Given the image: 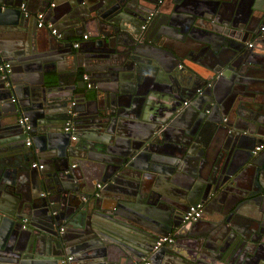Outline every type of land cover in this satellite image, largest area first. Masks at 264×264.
<instances>
[{
	"label": "water",
	"instance_id": "1",
	"mask_svg": "<svg viewBox=\"0 0 264 264\" xmlns=\"http://www.w3.org/2000/svg\"><path fill=\"white\" fill-rule=\"evenodd\" d=\"M51 2L0 0V57L12 71L7 85L0 79V264H264V163L251 184L243 171L230 184L216 182L213 174L195 184L173 178L165 188L149 183V198L166 205L147 212L139 207L143 174L132 165L121 163L112 172L106 162L98 174L84 169L94 162L95 152L109 159L122 156L119 117L148 88L165 97L158 117L170 114L177 120L190 114L192 126L183 125L186 144L198 143L217 103L228 112L216 123L227 137L264 146V91L252 87L264 79L254 74L264 75V0H58L49 8ZM36 13L57 24L60 39L50 41V31L37 27ZM79 32L88 33L93 49L72 54L68 40ZM63 55L82 59L78 67L93 77L85 74L90 89L77 80V69L59 68L56 59ZM93 60L107 65L88 71L86 62ZM12 63L29 64L23 82L12 79ZM163 74L170 81L167 88L156 87L154 80L162 82L158 75ZM218 80L230 87L220 101L212 98L214 103L206 100L205 89ZM25 82L31 87L19 94L27 99L28 91L31 115L60 132L52 141L49 130L37 123L31 127L40 155L33 148L24 150L27 134L18 118L26 115L11 102L13 96L19 99L17 85ZM88 90L95 92L93 100L87 99ZM197 90H202L196 95L205 100L204 107L189 100L187 93ZM236 90L242 99L232 101ZM185 102L188 108L182 107ZM67 120L74 127L71 133L62 130ZM187 153L193 156L194 150ZM255 158L248 165L254 166ZM35 161L43 169L32 168ZM180 166L185 170L186 156ZM98 180L102 189L95 188ZM221 199L224 209L209 214L210 202ZM232 201L234 206L225 209ZM197 204L203 206L201 218L183 223L182 215ZM255 209L258 228L248 230L242 223ZM202 221L210 227L199 229ZM166 236L175 242L154 250ZM68 257L72 260L65 262Z\"/></svg>",
	"mask_w": 264,
	"mask_h": 264
},
{
	"label": "crops",
	"instance_id": "2",
	"mask_svg": "<svg viewBox=\"0 0 264 264\" xmlns=\"http://www.w3.org/2000/svg\"><path fill=\"white\" fill-rule=\"evenodd\" d=\"M55 4H57L58 0H52ZM38 3H34L32 6V9L35 11L39 7L37 6ZM37 6V7H36ZM50 8V7H49ZM29 8V10H32ZM32 10V11H33ZM31 11V12H32ZM53 22V21H51ZM54 27L58 30L59 28L55 22H53ZM50 36V41L55 39L54 35H52L50 32H48ZM71 35V31L69 32ZM84 35H88L87 32H79L76 33L75 36L70 37L68 40V43H72L75 41H78L80 43V47L78 49H72V54H76L79 50H88L91 51L93 49L92 46L87 44L89 40H83L82 37ZM59 43V42H58ZM63 44V42H60ZM51 45L56 44L54 42L51 43ZM91 47V48H90ZM82 51V52H84ZM89 56V55H86ZM88 58V57H86ZM58 66L62 70H73L77 69L78 72V79L79 81H82V76L85 74H89L90 78L92 77L91 73L84 72L83 67H78L80 64H82V59L78 61L77 59L69 56V55H63L56 59ZM27 62V61H24ZM13 65V76L12 79L16 82H19L22 80V77H25L24 73L28 70L29 64H23L20 63H12ZM107 65L105 62L99 61V60H93V61H87L85 65V69L88 71H91L92 68H95L97 66L104 67ZM81 66V65H80ZM256 76H258V79H261L260 76L264 77V75H259V73H254ZM264 74V73H263ZM141 76V75H140ZM147 77V75H145ZM162 82H155L156 78H152L154 80V83L156 84V87H166L169 84V79L167 80L166 77L163 75H158ZM93 78V77H92ZM141 80V78H140ZM139 80V81H140ZM147 80V79H146ZM165 80H167L165 82ZM139 81L135 83V85L139 84ZM151 81V80H150ZM261 82L253 83L252 87L256 90H262L264 91V79L260 80ZM23 82V81H21ZM26 83V82H25ZM19 83L17 85L18 90V96L19 99H17L15 96L13 98L15 99V104H17V110L19 114H25L29 117L30 125L31 127H35V123L39 125V128L43 131L49 130L52 141H57L58 136L54 133H60V132H54L49 126L47 125V121L45 120H38L39 118H34L33 115H31L29 108L27 107L30 104V100L28 99L29 93L28 91L25 92V98L21 100V94H23L22 90H25L26 87H28L30 84L28 83ZM110 86V85H108ZM148 86V84L146 85ZM31 87V86H29ZM230 86H227V82L224 80H218L217 82H213V87L207 91L206 97L208 99L213 100L212 98H216V100L220 101L221 98H223L224 94L228 92ZM151 89H146V95H144L145 89L141 91V97L143 99H139L136 97V99L130 103L129 107H125L126 109L121 112V116L119 117V122L116 128L117 135L119 142L122 144V149L119 155H116L114 157L111 156V158H107L104 156V154L100 153H94L95 158L94 162L90 163V166L88 165L87 168L84 167V169L91 173L96 171V174L101 173L103 169L105 168V164L107 162V170L119 167L118 165L122 163V167L127 164L128 166L132 165L137 171L142 172L143 175H140L142 177V180L145 184V189L141 191V203L139 204V207L143 210V212H147V208L149 209H155L156 206L164 207L166 204L163 203H157L158 200H156L154 197L149 198V190L148 186L149 183L155 182L157 187H163L169 186L168 183H170V178L174 179V182H188L191 180V183L194 184L197 183L199 178H206L208 175L213 174V180L216 182H221L222 184H230L234 174L238 171H243L244 177H248L249 182L251 184L252 180L255 179L256 175V168L261 166L264 163V154L263 151L258 152L256 155H252V151L255 147L259 146V144L253 143L246 138L243 140H238L237 137L234 136V138L227 137V132L222 129L218 128L216 123L221 120V118H224L222 113H228L227 109L221 108L219 104H217L214 100V103L212 105L213 113L211 112L209 120H207L206 124L202 127V129L199 131L197 135V142L193 143L192 146L190 144H186L188 142V136H185L184 134V126H192L190 121L187 120L190 116L189 113H184L179 116H177V120H174L171 118L170 114H165L163 116L158 117V113H161L163 111V108L166 105L165 97H163L162 93H153L150 92ZM239 90L233 91L234 96L232 98V101L239 99H242V96L239 95ZM94 93L91 90L87 91V99L93 100ZM242 93V91H241ZM243 94V93H242ZM187 95L190 96L189 100L196 99L195 104L197 102V106H203L204 101H201V98H199L196 95V91L187 93ZM198 97V98H197ZM237 97V98H235ZM37 99V97L30 96V99ZM235 98V99H234ZM140 100V101H138ZM188 101V100H187ZM201 101V102H200ZM188 103V102H187ZM226 103L225 101L222 102V104ZM208 104V103H207ZM9 106H11V113H14L12 104L9 103ZM182 107L188 108L189 104L184 105L182 104ZM227 105V104H226ZM204 107V106H203ZM229 109V106H227ZM263 114V113H262ZM264 115V114H263ZM20 115H18L19 117ZM173 120V121H172ZM229 123H232L233 120L230 121L227 120ZM263 121V120H262ZM170 122H175V124H179V126H175L170 124ZM190 123V124H189ZM47 125V126H45ZM33 130V128H32ZM42 131V132H43ZM180 132V133H178ZM120 134H122L120 136ZM12 135V134H10ZM32 146L26 147L24 144V150H28L33 148V144L35 140H37L38 136L36 133H32ZM75 135V134H74ZM73 135V136H74ZM186 141V142H185ZM23 141H21L22 144ZM189 146V147H188ZM205 148V149H203ZM189 150H194V155H189L187 152ZM33 152L37 155H40V152L37 150L36 146L33 148ZM186 156V164L185 170L181 169L180 164L183 161V158ZM256 156L253 163L254 166L248 165L247 161L251 160V158ZM36 162V161H35ZM188 162V163H187ZM180 163V164H179ZM32 164V163H31ZM211 169L213 173L211 172ZM115 170L112 169L113 172ZM138 176V175H137ZM264 176V174H263ZM262 176V177H263ZM97 184H101L100 189L103 188V184L101 181H97ZM95 185V188H96ZM15 195V194H14ZM154 199V200H153ZM239 201V198H234ZM212 202V203H211ZM210 204L211 207L209 209V214H217L219 211L224 209L221 199L220 202L217 201H211ZM235 202V201H234ZM229 202L225 209H228L229 207H233L234 203ZM234 203V204H233ZM250 203V202H249ZM256 205L255 203H253ZM201 205V204H199ZM202 206V205H201ZM245 206V205H244ZM250 207L249 205H246ZM203 210V206H202ZM167 212V211H166ZM180 215V214H179ZM213 218V216L209 217ZM260 219V216L258 215V211L255 209V215H250L249 219H246L243 225L246 226V229L253 230L258 228V220ZM27 221L24 220V224H26ZM199 229H207L210 227L208 223L205 221H202L199 225ZM23 228H25L23 226ZM176 263V262H172ZM263 264V263H262Z\"/></svg>",
	"mask_w": 264,
	"mask_h": 264
},
{
	"label": "built area",
	"instance_id": "3",
	"mask_svg": "<svg viewBox=\"0 0 264 264\" xmlns=\"http://www.w3.org/2000/svg\"><path fill=\"white\" fill-rule=\"evenodd\" d=\"M55 6L54 2H51L49 7L53 8ZM20 10L23 12L25 17H28L30 15V12L26 10L25 5H21L20 6ZM35 18L37 19V27L38 28H43L45 27L46 29H48L50 31V33L54 36H56L57 39H60L61 35L59 34L58 30L54 27L53 23L50 22H46L45 19V15L43 13H36L35 14ZM261 30H264V28H262ZM83 40H87V35H84L82 37ZM80 43L78 41L72 42V48L73 49H78L79 48ZM248 48H252V43H248L247 44ZM12 74L11 71V65L9 62L5 61L4 59H2L0 57V79H2L3 81L6 82V85L8 84L9 80H10V76ZM82 80L85 81L86 83V88L90 89L91 88V84L87 83L88 80V76L87 75H83L82 76ZM208 87H210V85H207ZM196 94L198 96L202 95V90H197ZM11 102L14 103L15 99L12 98ZM187 102L184 103V105H186ZM74 105V103H71L69 105V109ZM18 125L20 126L21 130L27 134V139L25 141V146L26 147H31L32 146V135H31V126L28 123V118L26 116H21L18 118ZM63 132L64 133H71L72 131H74V127L72 125L71 120H67L63 126ZM71 140H75V136H71ZM262 145H259L255 148V152L260 151L262 149ZM32 168H39V169H43V165H40L36 162L31 164ZM96 188H100V185H96ZM202 215V206L197 204V205H192L189 206L187 211L182 215V222L183 223H189V222H196L201 218ZM62 231V229L60 230ZM174 243V237L173 236H166V237H161L159 238L155 245H154V250H157L158 248L162 247V246H168ZM72 258L68 257L65 262H69L71 261Z\"/></svg>",
	"mask_w": 264,
	"mask_h": 264
},
{
	"label": "flooded vegetation",
	"instance_id": "4",
	"mask_svg": "<svg viewBox=\"0 0 264 264\" xmlns=\"http://www.w3.org/2000/svg\"><path fill=\"white\" fill-rule=\"evenodd\" d=\"M161 2H162V1H161ZM151 16H152V15H151ZM146 28H147V25H146V24H144V26L141 27V29L144 30V31L146 30ZM87 40H88V36H87ZM262 147H263V148H262L260 151H257V152H255V153H253V152L255 151V148H256V147H255L254 150L252 151V155H256L258 152L264 151V146L262 145ZM174 242H175V239H174Z\"/></svg>",
	"mask_w": 264,
	"mask_h": 264
}]
</instances>
